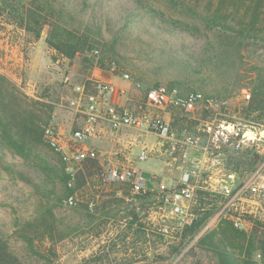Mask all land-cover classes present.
<instances>
[{"label": "rangeland", "instance_id": "374dc122", "mask_svg": "<svg viewBox=\"0 0 264 264\" xmlns=\"http://www.w3.org/2000/svg\"><path fill=\"white\" fill-rule=\"evenodd\" d=\"M70 8L76 14L57 25L71 22L87 36L72 59L48 46L50 24L33 41L0 15V264H219L227 258L264 264L263 222L243 231L221 220L201 241L198 231L182 246L180 239L169 241L153 230L142 206L113 198L107 188L93 211L63 207L67 175L43 139L51 119L64 132L78 126L79 116L69 107L75 94L64 76L71 84L111 80L127 91L134 108L142 106L147 88L176 84L228 98L230 119L264 128V117L247 122L236 112L247 103L243 91L251 99L264 78V0H70ZM110 61L130 79L111 72ZM168 119L178 133H196L200 116L172 111ZM97 137L88 141L101 152H122L108 156L113 163L134 161L141 146L157 143L153 134L133 130L118 134L122 142L114 147L108 140L97 143ZM152 164L165 174L156 180L169 178L161 157L139 166ZM100 166L107 162L78 166L77 185L85 186Z\"/></svg>", "mask_w": 264, "mask_h": 264}, {"label": "built area", "instance_id": "2783aa9c", "mask_svg": "<svg viewBox=\"0 0 264 264\" xmlns=\"http://www.w3.org/2000/svg\"><path fill=\"white\" fill-rule=\"evenodd\" d=\"M92 54L99 55V50ZM109 69L123 81L130 79L115 61L109 62ZM63 83L75 94L69 107L79 116L78 126L64 132L51 119L43 128L44 141L60 157L67 175L69 193L63 207L93 211L99 193L107 188L113 198L142 206L151 228L169 241L179 240L186 228L207 213L196 240L221 220L243 231L253 222L264 223V128L230 119L228 98L158 84L147 88L142 106L134 108L128 104L127 91L111 81L95 78L71 84L64 76ZM119 97L124 98L122 103L116 102ZM242 99L248 102L250 94L243 91ZM172 111L199 115L196 133L174 130L168 121ZM104 129L115 137L129 130L151 133L157 143L151 148L141 146L134 161L125 158V163H113L108 156L123 155L121 151L101 152L87 144ZM247 150L261 160L252 167L228 163ZM153 155L164 160L169 181L145 178L139 165ZM96 161L107 166H100L93 179L79 187L78 166ZM147 197L153 200L144 204L141 200Z\"/></svg>", "mask_w": 264, "mask_h": 264}, {"label": "trees", "instance_id": "16d2710c", "mask_svg": "<svg viewBox=\"0 0 264 264\" xmlns=\"http://www.w3.org/2000/svg\"><path fill=\"white\" fill-rule=\"evenodd\" d=\"M69 3L70 0H0V15L3 16L8 24L24 29L25 33L32 36L33 41L39 39L41 26L47 23L50 24V27H52V37L50 36L47 40L48 46L72 59L83 49L87 36L83 35L84 32H81L82 34L79 35L80 29L75 27L71 22H62L57 25V21L63 16L76 14V11H72V8L68 9ZM73 8L76 10L75 6ZM82 38L84 39V44L81 47ZM236 112L242 121H261L262 117H264V78H258L256 86L253 89L252 98L244 106L236 109ZM260 160L261 157L259 155L247 150L229 158L228 163L234 162L238 166L247 165L248 167H252ZM208 216L209 213L193 222L190 227L184 230L180 238L182 246L186 244V240L188 241L187 243L192 241L195 237L194 235L205 224ZM203 235L197 240V243L206 236ZM7 256L10 257L11 255ZM226 261L221 263L220 260L219 264H235L228 258Z\"/></svg>", "mask_w": 264, "mask_h": 264}, {"label": "crops", "instance_id": "0c3cea01", "mask_svg": "<svg viewBox=\"0 0 264 264\" xmlns=\"http://www.w3.org/2000/svg\"><path fill=\"white\" fill-rule=\"evenodd\" d=\"M106 81H111V80H106ZM123 100H124L123 97L116 98V102H118V103H122ZM107 140H108V142L111 143L112 147H114V144L122 142L119 138L113 136V134L110 133L108 130L104 129V130H102L101 134L97 137V143H105V141H107ZM87 144L94 147V145H96V142H93L91 140V141H88ZM121 156L122 155H120L119 157H121ZM142 170H143V173L145 174V176L148 177L147 179H150L151 177H153L154 179H157L159 177H165L164 176L165 174L162 173L161 170H159V168L155 167V165H153V164L152 165H148L144 169L142 168ZM159 179H161V178H159ZM169 180H170V178H167V181H169ZM148 186H149V188H151L154 185L151 186V182H150V184Z\"/></svg>", "mask_w": 264, "mask_h": 264}]
</instances>
